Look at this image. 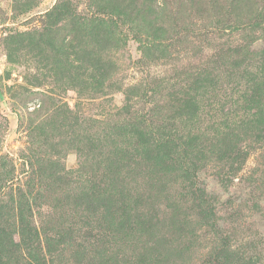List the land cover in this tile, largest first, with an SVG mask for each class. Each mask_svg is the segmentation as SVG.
<instances>
[{
	"label": "rangeland",
	"instance_id": "1",
	"mask_svg": "<svg viewBox=\"0 0 264 264\" xmlns=\"http://www.w3.org/2000/svg\"><path fill=\"white\" fill-rule=\"evenodd\" d=\"M262 65L264 0H0V207L10 187L24 192L46 264H81L80 244L102 264L150 261L142 232L86 246L95 237L82 231L90 221V234L104 235L87 185L127 144L119 128H164L202 143L192 179L214 209L201 216L179 174L131 168L127 189L153 195L138 209L155 215L152 240L164 239L170 264H222V247L235 253L229 264H264V140L239 136L244 156L233 161L208 145L220 123L243 115L241 92Z\"/></svg>",
	"mask_w": 264,
	"mask_h": 264
},
{
	"label": "trees",
	"instance_id": "2",
	"mask_svg": "<svg viewBox=\"0 0 264 264\" xmlns=\"http://www.w3.org/2000/svg\"><path fill=\"white\" fill-rule=\"evenodd\" d=\"M249 82L251 83H249L248 89L241 92L240 96L242 103L239 107L243 115L230 124L227 121L220 123L219 133L213 141L208 142V145L218 154L224 155L221 157L223 159L227 158L233 161L244 156L240 150L239 136L250 135L256 141L264 140V95L262 92L264 65L250 78ZM125 129L126 127H120L119 131L122 132V135H127V144L114 152L113 157L108 160L106 171L99 178H89L88 180L86 198L92 204L93 210L96 208L102 210V214L96 222V228L104 235H91L90 230L93 229L90 227V221L85 222L86 229L82 233L85 231V236L95 237V242H87L86 246L97 244L100 240L99 236L104 238L112 234H120L126 237L132 232H142L151 238L147 239L152 243L151 246H146L145 249L153 252L154 255L150 257V261L143 259L139 264H170L168 256H171L172 252L163 247L164 239L158 236L152 240L154 229L158 225L155 215L145 216L138 210L142 208L143 201L150 203L153 195L149 193L145 199L141 198L143 195H133L126 187L125 177L130 173L131 168L139 169L141 167L146 168L150 174L155 176V179L179 174L180 178L189 186L188 193L193 197V200H198V203L201 204L199 214L201 216L209 215L214 209L213 201L210 200V196L204 189L194 185L192 179L195 177L196 170L194 169L197 162L204 157L201 153L202 143L196 135L170 132L164 128H157L155 132L142 128ZM98 141V138L89 139V148H94V143ZM195 151H198L197 154ZM10 183L11 180L7 181L8 185ZM158 185L155 192H163L166 188L164 184L159 181ZM147 186L150 192L154 189L150 182ZM9 191V204L0 207V264H46L43 253L37 248L39 246L37 233L35 230L33 232V228L25 221L26 198L24 192L16 187L14 189L10 187ZM146 199L150 201H146ZM169 207L173 212H178L177 202H169ZM115 209L123 211L121 221L113 220L112 214L116 211ZM11 219H15V221L9 223L8 221ZM165 221L169 231L170 229H179V221L175 226L172 217L168 216ZM15 234L19 236V240L14 239ZM20 244H23L24 256L19 252ZM103 249L105 248L99 246L98 253ZM85 252V246L80 244V248L75 252L78 263L102 264L94 261L93 257H89ZM161 253L163 254L161 255ZM234 255V251L230 252L227 247H222L218 251L222 264H229L234 259ZM83 258L84 260H82ZM129 262L130 260L122 256H116L108 264H131Z\"/></svg>",
	"mask_w": 264,
	"mask_h": 264
}]
</instances>
